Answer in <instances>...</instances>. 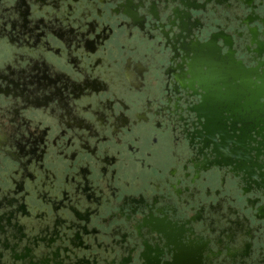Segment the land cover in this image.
<instances>
[{
	"label": "flooded vegetation",
	"instance_id": "af4514ba",
	"mask_svg": "<svg viewBox=\"0 0 264 264\" xmlns=\"http://www.w3.org/2000/svg\"><path fill=\"white\" fill-rule=\"evenodd\" d=\"M182 2L203 7L196 4V0ZM165 3L166 0H159V4L153 0L152 7L149 5L145 9L150 20L136 16L130 33L124 16L135 15L133 8L142 7L143 0L138 5L129 0L125 13L119 14V9L105 5L102 17L101 9L89 7L91 0H82L72 15L79 16L89 29L99 23V35L107 37L103 42L97 39L85 43L83 50L87 55L82 58L67 51V42L74 40V29L69 28L62 18H57L55 23L52 19L41 23L39 19H30L33 12L28 0H0V24L5 31L12 33L7 46L0 51V63L9 65L4 88L0 89V104L8 106L9 122L12 119L27 120L25 112L32 116L33 126L41 122L36 129L37 135L31 140L28 157L23 155L18 144L5 145V151L0 153V192L8 193L6 201L11 199L13 203L5 202V206L14 213L4 228L13 242L21 236L27 237V243L20 239L21 252L5 249L7 259L0 264H41L43 252L39 257H32L31 252L26 251L37 241V247L43 245V250L49 246L56 250L54 254L49 253L55 264H64L59 260V253L66 264H141L139 249L134 252L127 249L136 243L134 238L143 235L138 226L139 219L146 212L150 214L148 205L161 196V203L175 205L178 202L185 217L203 213L207 220L215 215L211 213L212 202L218 205L223 195L231 192L232 198L226 201V205L234 203L236 211L249 213L250 218H255L254 225L258 223L260 213L252 207L251 200L255 191L245 193L242 188L237 189L231 178L225 185L222 182L223 169L218 166L201 170L199 179L186 176L173 155L174 151L181 156L188 153L189 142L186 137H182L179 143L175 140L174 122L178 123L180 109L176 108L175 116L168 111V108L175 107L168 100V95L173 99L179 96L175 93L178 81L185 88L191 87L195 94V85L199 81L215 98L214 107L219 115L224 103L223 95L219 94L221 81L229 73L231 77L233 68L215 75L217 79H205L200 53L193 58L187 72L185 64L176 65L173 59L179 58V52L172 58L164 37L168 33L163 35L162 30L151 26V21L159 19V15L162 21L168 18L169 12L164 11ZM224 6L227 7L228 3L211 5L206 12L203 8L194 11L203 13L199 19L205 28L208 19L224 12ZM89 11L91 16L87 15ZM171 13L178 19L185 15L179 9H171ZM160 27L162 29L163 25ZM199 28L198 25L196 29ZM18 36L27 37V40L13 43ZM180 38L176 37L177 43ZM200 38L207 36L201 34ZM188 44L181 45L186 55L190 53ZM133 45L135 50H132ZM21 55L25 59L17 63ZM24 65L26 68L22 67ZM89 70L93 77L99 76L100 79L86 78L87 85L107 82V90L101 88L97 91L95 87L78 84L73 79L77 73L83 76ZM191 70L194 77L190 75ZM175 76L178 81L174 80ZM29 84L34 87H29ZM37 88L42 91L36 93ZM113 93L117 96L115 111L124 108L128 113L124 120V123L129 120L127 125L108 116L109 122L105 126L97 115L101 108L104 115L111 111L104 104L112 102ZM101 96L105 98L103 101L98 99ZM120 98L127 102L128 107H124ZM208 100L209 97H205L203 107H209ZM228 101L233 107L238 106V102L244 105L245 97L235 88L228 94ZM13 102H18L20 107ZM245 104V108H249ZM192 110L200 111L201 106ZM247 112L245 114L250 116L249 110ZM90 116L95 117V121L90 120ZM211 124L210 117L209 141ZM117 126L119 132L116 131ZM179 126L183 127L182 124ZM94 131L101 133L99 139L93 135ZM194 135L205 139L199 132ZM11 148L16 150L9 152ZM259 149L264 152V140L259 142ZM221 150L222 146L218 144L215 151L221 154ZM149 151L152 153L150 156ZM40 157H43V163ZM29 159L31 163H28ZM25 163H28V168H25ZM173 165H176L175 169ZM250 166L253 167L251 171L256 166L264 167L257 161H252ZM251 173L258 184L264 183L254 171ZM33 175L36 179L32 178ZM178 176L183 177L182 182ZM173 181L178 187L172 186ZM221 190V196H217V191ZM17 198L21 203H15ZM185 200L188 203H184ZM202 204L208 207L201 208ZM192 205L196 206V213H193ZM136 210H139L138 215H134ZM168 210L171 212V208ZM129 216L137 224L129 220ZM11 220L16 223L13 225ZM153 221H156L155 217L146 219L144 223L152 224ZM156 224L162 231L167 227L163 221H156ZM21 229L25 231L21 233ZM252 231L254 236L249 237V241L253 242V251H256L255 246L264 243V232H256L255 227ZM140 243L149 253L155 251L157 257L162 254L159 245L153 249L147 241L143 244L141 240ZM69 246L76 257L74 260L67 256ZM199 255L192 250L183 257L182 264H201ZM150 259L151 264H159L156 257Z\"/></svg>",
	"mask_w": 264,
	"mask_h": 264
},
{
	"label": "snow or ice",
	"instance_id": "6c2138e0",
	"mask_svg": "<svg viewBox=\"0 0 264 264\" xmlns=\"http://www.w3.org/2000/svg\"><path fill=\"white\" fill-rule=\"evenodd\" d=\"M81 2L82 0H75V3L73 0H28V6L33 12L30 19H39L41 23L52 19L53 23H55L57 18H62L69 28L74 29L72 33L74 40L67 42V51L70 55H79L83 58L87 55L83 50L85 43L96 41L97 39L103 42L107 37L99 35L101 28L99 23L92 25L89 29L85 23L81 22L79 16L72 15L77 5ZM128 2L129 0H113L111 3L109 0H91L89 7L101 9L100 16L102 17L104 16L103 9L105 5L111 9H119V14L125 13L124 9L128 6ZM140 2L141 0H132L134 5H138ZM222 3H225L224 0H207V3H205V0H196V4L203 6L196 7L182 2V0H166L164 11L169 12L168 18L162 21L159 15V19L151 21V26L157 28V30H162L163 35L165 32L168 33L167 36L164 35L166 38L165 43L171 50L172 58L176 57L177 52H179V58L173 60L176 65L185 64L186 72L189 70L188 66L191 65L196 51H198L202 60L201 71L206 75L219 76L224 70L229 68H242L244 70L258 69L260 73L264 74V53H259L258 51L253 52L252 56L246 59L245 57L237 55L232 39L231 42H228L221 40L219 36H209L205 39L200 38V34L196 31V28L198 25L203 28V24L199 19L203 13L194 11V9L203 8L206 12L209 6ZM227 3L228 7L235 13L237 11L236 5L241 4V0H227ZM255 3L261 8H264V0H255ZM156 4H159V0H156ZM149 5L152 7L153 0H143L142 7L133 8L135 15L126 14L124 16V21L127 22L130 33L133 24L136 23V16L146 17V19L150 20L148 12L145 11ZM171 9H179L185 15L178 19L176 15L171 13ZM148 10L150 11V9ZM250 11L252 10L250 9ZM87 15L91 16L92 12L89 11ZM128 17H131V19H128ZM124 21L121 22V26H123ZM105 23H107V20H105ZM145 23L146 20L143 23V27H145ZM161 24L163 25L162 29L160 27ZM250 26L252 30H257L256 43L259 49L264 44V35H261V33H264V27L256 24H251ZM244 31L245 29L240 27L237 30V34L242 35ZM178 36L181 37L179 43H177L176 39ZM10 37H12L11 31H5L3 25L0 24V51H3L7 46ZM152 38L155 40V35ZM16 40H20L23 43L27 40V37L18 36L12 42L15 43ZM185 42L189 44L196 42L198 48L196 51H192L186 55L185 49L181 47ZM174 48L176 49L175 51L173 50ZM132 50H135V45L132 46ZM247 51L252 52V47L250 46ZM22 59H25L24 55L17 58V63ZM80 66L85 67L83 64ZM22 67L26 68V65ZM8 68L9 65L0 63V74H3L0 75V89L4 88ZM20 74L25 75V73ZM86 78L100 79L99 76L93 77L91 70L85 72L83 76H80L78 73L73 76V79L78 84L85 83V86L95 87L97 91H100L101 88L107 90V82L87 85ZM188 78L191 79V76L189 75ZM129 79H133V77L129 76ZM253 79H255V76H253ZM29 80H31V77H29ZM174 80L178 81L176 76ZM178 82L175 85V93H178L179 96L173 99L172 95H168V100L175 106L168 108V111L172 112L175 116L176 108L180 109L179 116L177 117L178 123L174 122L176 127L175 140L179 143L182 137H186L189 142V151L184 156H181L175 151L173 152V155L176 156L177 164L184 170L186 176L195 177V179L200 178L201 170L207 171L212 166L222 168V182L225 185L229 183V179L231 178L235 181V187L237 189L242 188L245 193L256 192L251 197L253 202L252 207L259 211L260 217L258 223L254 225L253 221L255 218H250L249 213L236 211V205L234 203H228L226 205V201H230L232 198L231 192L224 194L223 198L219 200L218 205L215 201L212 202L214 206L211 207V213L215 215L210 214L211 218L207 220L203 218V213L185 217L181 214L178 202L175 205L167 202L161 203V200H163V196H161L160 199L148 205L150 214L146 212L139 219L138 226L140 233L142 231L143 235L140 234L139 238H134L136 239V243L127 250L134 252L139 249L141 253V264H151L150 258L152 257H156L159 260V264H182L183 257L192 250H196L200 254L198 258L201 260V264H253V262H256V264H264V243L256 245L257 250L253 251V242L249 241V237L254 236L252 231L253 227H255L256 232H264V212H262V209H264V183H256L255 177L249 171V167L242 166L245 160H247V165L249 166L252 161H257L258 165H264V152L258 154L259 142L264 140V137L257 135V130L252 127L250 120L243 116L238 119L237 115L231 110L221 108L219 109V115H217L214 107L216 102L215 98L206 88L201 86L199 81L195 85V94H193L191 87L185 88L180 81ZM234 83L239 84L240 81L236 80ZM28 86L34 87L32 84ZM41 91L39 88L36 89V93ZM219 94L226 96L228 94L227 86L222 85L219 89ZM205 97H209V107H203L206 103ZM98 99L103 101L105 98L101 96ZM116 99L117 96L113 93L112 102L104 104V107L111 109L107 115L103 114V108L97 113L100 120L105 123V126L109 122L108 116L124 123L125 116L128 115V113L124 112V108H121L119 112L115 111ZM120 102L124 104L125 108L128 107L127 102L122 98H120ZM13 103L17 107H20L18 102ZM256 103L264 106V95L257 97ZM197 106H201L200 111L192 110L196 109ZM8 111L9 108L6 104H0V153L5 151V145L18 144L23 155L28 157L31 140L37 135L36 129L40 126L41 122L38 121L33 126L31 123L32 116L28 112L24 113L27 120L12 119L9 122ZM157 115H159V112ZM210 117L212 119V136L209 141L207 137L209 134ZM89 119L95 121V117L90 116ZM124 124H129V120L127 119V123ZM181 124L183 125L182 128L179 126ZM116 131H120L118 126L116 127ZM197 132L203 134L205 139L194 135ZM29 133L32 135L30 136ZM225 133L231 137L227 142V149L225 150V155H232L233 158L231 161H226L224 155H220L215 151L218 144L221 146L224 145ZM246 134L254 138L255 143L251 139L242 140L241 138L245 137ZM93 135L99 139L101 133L94 131ZM15 150V148L8 149L9 152H14ZM151 154V151H149L148 155L150 156ZM17 158L19 159V157ZM40 159L41 163H43V157H40ZM28 163H31L30 159ZM28 163H25V168H28ZM173 168L175 169L176 165H173ZM28 171L31 172V169H28ZM253 171L256 177L264 180V167L257 166ZM32 178L36 179L34 175ZM177 179L180 182L183 181V177L178 176ZM195 179L192 180L193 184H195ZM172 186L178 187L177 182L173 181ZM257 189L258 191H256ZM221 192L222 190L217 191L216 195L221 196ZM209 195H211V192H209ZM7 196V192H0V262L7 259L5 249H9L12 252H21L23 249L20 246V239H23L27 243L26 236H21L20 239L13 242L11 235L4 228V224L14 215L12 209L5 206V202L8 204L13 203L11 199H7L6 201ZM15 203H21L19 198L15 200ZM184 203H188V201L185 200ZM191 207L193 213H196V206L192 205ZM200 207L206 209L208 206L202 204ZM169 208H171V212L168 210ZM138 214L139 210H136L134 215ZM129 217V220L137 224V221L133 220L132 216ZM152 217H155L156 221L165 222L167 227L162 231L160 226L156 224V221H153L152 224L144 223L146 219L151 220ZM11 222L13 225L16 223L15 220H11ZM20 223L25 222L20 221ZM24 231V229L20 230L21 233ZM141 240L143 244L147 241L153 249L159 245L162 254L157 257L155 251L149 253L148 249L145 250L140 243ZM12 244H15L16 247H11ZM37 244L38 241L30 245L26 251H30L32 257H39L41 252H43L41 264H55L53 256H50L49 253L54 254L56 250L51 246L47 250H43V245L37 247ZM32 249H35V251H32ZM68 249L70 251L67 252V256L70 257V260H74L76 257L73 250H71V246ZM61 251H64V249H61ZM59 260L66 264L64 257L60 253ZM113 261L115 262V259Z\"/></svg>",
	"mask_w": 264,
	"mask_h": 264
},
{
	"label": "water",
	"instance_id": "95a60500",
	"mask_svg": "<svg viewBox=\"0 0 264 264\" xmlns=\"http://www.w3.org/2000/svg\"><path fill=\"white\" fill-rule=\"evenodd\" d=\"M227 3V0L224 1ZM237 11L233 13L232 9L228 6H224V12L218 13L208 19V22L205 28L200 27L196 29L198 33L203 34L204 36H219L221 40H225L231 42V39L235 45V50L238 56H242L250 58L253 52L258 51L259 53H264V44L258 49V44L256 43V36L258 35L257 30L251 28V24H256L258 26L264 27V8H261L259 5L255 3V0H241V4L236 5ZM250 9L252 11H250ZM247 22V23H246ZM220 24V25H217ZM243 27L245 31L242 35L237 34V30ZM216 29V31H214ZM264 35V33H261ZM252 47V52L247 51L249 47ZM198 45L196 42L188 44L187 50L189 52L196 51ZM199 52L196 51L195 56ZM194 56V57H195ZM231 77L227 74L225 78L221 81V86H227L228 94L234 91L237 88L242 97H245V103L248 104L249 108H245L246 104L244 105L241 102H238V106H232L230 101H228V94L223 96L224 103L223 108L231 110L237 118H241V116L250 120L251 125L253 128L257 130V135L264 137V106H260L256 103L257 97L260 95H264V74L260 73L258 69L252 70H244L242 68H233ZM190 75L194 77V73L191 70ZM255 76V79H253ZM205 79H217L215 75H206ZM236 80H239L240 83H234ZM249 110L250 116L245 114ZM248 113V112H247ZM231 139V137L227 136L225 133V142L222 146L221 154L224 155V159L231 161L233 158L232 155H225V150L227 149V142ZM243 139H251L255 143L254 138L248 136L247 134ZM263 152L262 150L258 149V154ZM247 160L242 164V166L246 165ZM249 171L252 169V166H248ZM257 167V166H256ZM256 183H258L255 180Z\"/></svg>",
	"mask_w": 264,
	"mask_h": 264
}]
</instances>
